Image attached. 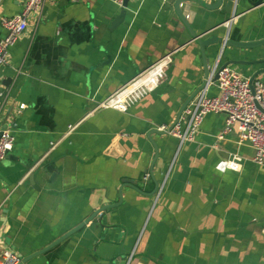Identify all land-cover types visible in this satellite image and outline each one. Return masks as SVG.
Instances as JSON below:
<instances>
[{
  "label": "crops",
  "instance_id": "obj_1",
  "mask_svg": "<svg viewBox=\"0 0 264 264\" xmlns=\"http://www.w3.org/2000/svg\"><path fill=\"white\" fill-rule=\"evenodd\" d=\"M23 1L0 0V41L2 19L20 14ZM258 1L181 4L203 39L260 43L207 48L209 72L220 60L264 80ZM176 2L132 0L117 26L116 0H46L29 16L0 67V123L14 138L0 162V250L22 263L108 207L26 264H127L131 255L130 264H264V166L239 143L237 126L219 140L225 117L208 114L192 141L180 145L168 132L206 81ZM166 56L172 63L154 92L125 113L99 108ZM233 154L241 170L219 172Z\"/></svg>",
  "mask_w": 264,
  "mask_h": 264
},
{
  "label": "built area",
  "instance_id": "obj_2",
  "mask_svg": "<svg viewBox=\"0 0 264 264\" xmlns=\"http://www.w3.org/2000/svg\"><path fill=\"white\" fill-rule=\"evenodd\" d=\"M166 3L168 0H161ZM46 0H24L20 14L2 19V27L6 37L0 41V67L7 64L9 49L28 29V18L39 13ZM122 8L124 0H116ZM237 18L236 13L230 17L227 26ZM172 63L171 57L166 56L151 65L119 91L99 105L102 109H114L125 113L136 103L154 92L165 78L166 71ZM216 85L217 96H210L209 89ZM3 94L0 93V108ZM25 105L21 106V110ZM208 114L223 115L225 129L218 138L224 139L234 126L239 132V143L247 144L253 151L252 160L259 166H264V80L248 79L233 68L221 65L220 60L209 72L206 86L201 89L184 110L179 122L170 134L180 140V145L192 141ZM164 130V128H163ZM14 138L10 131L5 130L0 137V162L13 150ZM243 157L237 154L221 159L216 169L225 173L229 170L240 171ZM133 255L128 259L130 264ZM20 257L9 249L0 250V264H20Z\"/></svg>",
  "mask_w": 264,
  "mask_h": 264
},
{
  "label": "water",
  "instance_id": "obj_3",
  "mask_svg": "<svg viewBox=\"0 0 264 264\" xmlns=\"http://www.w3.org/2000/svg\"><path fill=\"white\" fill-rule=\"evenodd\" d=\"M132 0H124L123 6H122V10L120 15L116 18L114 26L119 25L125 18L126 13H127V8L129 6V3ZM186 1H195V0H177L176 5H175V9L180 17V19L182 20V22L185 24V26L187 27L188 31L190 32L192 39L194 41H196L201 49L202 52V56L204 59V63H205V71H206V81L205 84L196 92V94L186 103V105L183 107V109L181 110L175 124L173 125V127L171 129H169V133L172 131V129L177 125V123L179 122V119L181 117V115L183 114L184 110L186 109V107L189 105V103L194 99V97L197 95V93L203 89L208 81L209 78V69H208V65H207V60H206V49L214 46V45H225V46H233L236 48H253L258 46L260 43H234L231 41H227L224 40L223 38H218V37H209L207 39H203V36L198 35L197 33H195L193 31V29L191 28L189 22L187 21V19L183 16V14L180 11V6L182 3L186 2ZM224 0H216L215 4L213 5H207L204 4L207 8L209 9H215V8H220L223 4ZM263 2V0H259L257 3H255V6L260 5ZM231 1H229L227 3V6L230 7L231 6ZM8 118V117H7ZM6 123L3 121L0 123V137L2 135V133L6 130ZM157 132V131H155ZM159 133V132H158ZM155 144V143H154ZM124 183H129L131 185H134V181L132 180H124ZM107 209H109L108 207H104L102 209H100L99 211H97L92 217H90L88 220H86L84 223H82L79 227H77L76 229L70 231L69 233H67L66 235H64L63 237H61L59 240H57L56 242H54L53 244H51L49 247H46L45 249H43L42 251H39L35 254H33L32 256L28 257L27 259H25L21 264H26L30 259L39 256L43 253H45L46 251H48L49 249L53 248L54 246H56L57 244H59L60 242H62L63 240L67 239L68 237H70L72 234H74L75 232L79 231L82 227H84L85 225H87L89 222H91L97 215H99L100 213L105 212Z\"/></svg>",
  "mask_w": 264,
  "mask_h": 264
}]
</instances>
